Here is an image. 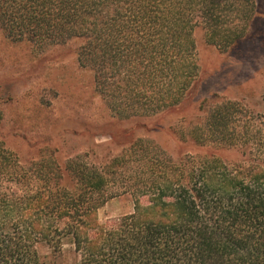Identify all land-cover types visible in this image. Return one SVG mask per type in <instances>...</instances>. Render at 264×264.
Here are the masks:
<instances>
[{"label": "trees", "instance_id": "obj_1", "mask_svg": "<svg viewBox=\"0 0 264 264\" xmlns=\"http://www.w3.org/2000/svg\"><path fill=\"white\" fill-rule=\"evenodd\" d=\"M257 15L256 0H0V29L12 41L79 40V66L120 120L170 112L192 94L197 29L225 52L248 38ZM190 135L238 157L131 161L137 140L101 169L50 160L35 181L0 154L16 187L9 197L0 190V264H264V119L216 102ZM122 195L133 212L98 219Z\"/></svg>", "mask_w": 264, "mask_h": 264}, {"label": "rangeland", "instance_id": "obj_2", "mask_svg": "<svg viewBox=\"0 0 264 264\" xmlns=\"http://www.w3.org/2000/svg\"><path fill=\"white\" fill-rule=\"evenodd\" d=\"M256 1L258 15L248 38L231 50L222 52L205 43L202 31L194 32L198 80L187 99L170 112L128 120L110 113L96 92L93 72L79 66V40L37 46L14 42L0 29V154L14 155L16 161L9 163L25 166L26 177L35 181L45 180L50 160L62 165L76 158L101 169L137 140L143 143L131 152V161L163 154L174 161L237 159L234 151L195 144L190 134L216 102H240L264 119V0ZM12 184L0 166V190L7 197L16 194ZM133 203L129 195L117 196L97 217L104 221L129 215Z\"/></svg>", "mask_w": 264, "mask_h": 264}]
</instances>
